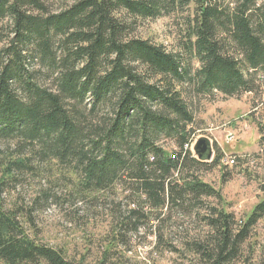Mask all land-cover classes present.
<instances>
[{
    "label": "trees",
    "instance_id": "obj_1",
    "mask_svg": "<svg viewBox=\"0 0 264 264\" xmlns=\"http://www.w3.org/2000/svg\"><path fill=\"white\" fill-rule=\"evenodd\" d=\"M186 7L193 15L181 53L134 36L136 21ZM192 60L200 64L194 73ZM258 74L264 0H73L55 12L45 0H0V142L15 143L6 178L27 167V150L70 166L86 214L112 213L99 264L141 228L158 239L155 247L175 251L174 212L212 230L197 239L185 234L182 245L198 258L191 264H234L264 218V200L241 230L233 215L206 209L204 198L221 197L200 179L210 163L191 145L198 98L252 93ZM118 192L124 197L117 206L98 202ZM0 264L81 263L36 243L18 212L0 206Z\"/></svg>",
    "mask_w": 264,
    "mask_h": 264
},
{
    "label": "rangeland",
    "instance_id": "obj_2",
    "mask_svg": "<svg viewBox=\"0 0 264 264\" xmlns=\"http://www.w3.org/2000/svg\"><path fill=\"white\" fill-rule=\"evenodd\" d=\"M45 1L53 12L73 3V0ZM192 15L193 8L186 7L158 19L138 20L134 36L162 45L169 52L181 53L188 18ZM199 68V62L192 60L193 73ZM259 126L264 127V74L256 76L252 93L242 92L235 97L214 93L198 98L192 144L207 138L214 151L211 162L222 157L218 165L209 162V167L198 174L221 197L204 198L205 208L233 215L236 230L242 229L254 208L264 200V148ZM173 147L167 143L169 151ZM14 148L15 143L0 142V206L18 212L21 225L36 243L60 250L75 263L99 264L105 256L104 242L108 241L105 236L112 235L107 228L113 222L110 210L105 208L87 215L85 203L81 202L86 198L71 177V167L41 161L29 150L24 153L27 167L6 178L4 162L13 158ZM123 197L120 192L116 196L102 194L98 202L109 200L108 203L117 206ZM95 201L87 200L86 205L87 202L99 205ZM122 204L125 209V201ZM205 208L198 213L201 217L207 213ZM174 213L171 217L175 251L155 247L158 239L141 228L138 234L131 233L129 238L123 236L126 241L114 248L105 264L196 262L195 254L182 245L185 234L201 238L212 230L201 218ZM89 218L93 220L88 221ZM234 264H264V218L250 228Z\"/></svg>",
    "mask_w": 264,
    "mask_h": 264
},
{
    "label": "water",
    "instance_id": "obj_3",
    "mask_svg": "<svg viewBox=\"0 0 264 264\" xmlns=\"http://www.w3.org/2000/svg\"><path fill=\"white\" fill-rule=\"evenodd\" d=\"M192 152L203 163L211 162L214 154L212 143L207 138H200L194 145L192 144Z\"/></svg>",
    "mask_w": 264,
    "mask_h": 264
}]
</instances>
